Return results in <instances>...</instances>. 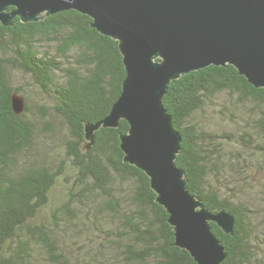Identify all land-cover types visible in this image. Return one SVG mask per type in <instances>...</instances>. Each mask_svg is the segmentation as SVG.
I'll use <instances>...</instances> for the list:
<instances>
[{"label": "trees", "instance_id": "obj_1", "mask_svg": "<svg viewBox=\"0 0 264 264\" xmlns=\"http://www.w3.org/2000/svg\"><path fill=\"white\" fill-rule=\"evenodd\" d=\"M13 21L0 23V264H197L175 244L148 175L124 160L128 122L85 137L121 92L118 41L74 9ZM17 73L43 104L28 101ZM162 104L189 193L234 216L232 233L209 222L227 253L220 264H264V87L210 64L171 80Z\"/></svg>", "mask_w": 264, "mask_h": 264}, {"label": "water", "instance_id": "obj_2", "mask_svg": "<svg viewBox=\"0 0 264 264\" xmlns=\"http://www.w3.org/2000/svg\"><path fill=\"white\" fill-rule=\"evenodd\" d=\"M68 9L88 15L92 27L118 41L125 68L118 98L104 118L85 124V137L92 143L95 130L125 119L124 160L150 178L169 213L175 244L197 264H220L227 253L209 222L232 233L234 216L208 210L189 193L175 164L181 135L162 96L171 80L210 64H231L253 86L264 87V0H0V23ZM11 102L15 113L23 110L21 95L12 94Z\"/></svg>", "mask_w": 264, "mask_h": 264}, {"label": "rangeland", "instance_id": "obj_3", "mask_svg": "<svg viewBox=\"0 0 264 264\" xmlns=\"http://www.w3.org/2000/svg\"><path fill=\"white\" fill-rule=\"evenodd\" d=\"M15 79V85H18V86H21L22 88L26 89V95H27V98H28V101L30 103H33L36 104L37 103H40V104H43L44 103V99L41 97H39L38 95V92L35 88V86L33 85V82H31L27 76L21 74V73H17L14 77Z\"/></svg>", "mask_w": 264, "mask_h": 264}]
</instances>
